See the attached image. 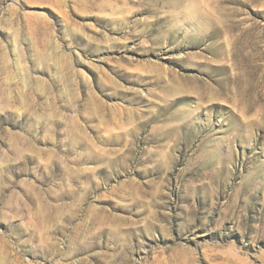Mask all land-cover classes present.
I'll return each instance as SVG.
<instances>
[{
    "label": "rangeland",
    "instance_id": "obj_1",
    "mask_svg": "<svg viewBox=\"0 0 264 264\" xmlns=\"http://www.w3.org/2000/svg\"><path fill=\"white\" fill-rule=\"evenodd\" d=\"M0 264H264V0H0Z\"/></svg>",
    "mask_w": 264,
    "mask_h": 264
}]
</instances>
